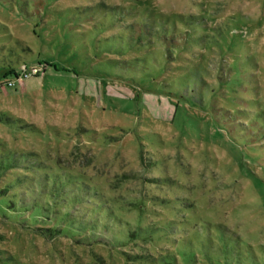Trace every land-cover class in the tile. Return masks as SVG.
I'll return each instance as SVG.
<instances>
[{"label": "rangeland", "instance_id": "rangeland-1", "mask_svg": "<svg viewBox=\"0 0 264 264\" xmlns=\"http://www.w3.org/2000/svg\"><path fill=\"white\" fill-rule=\"evenodd\" d=\"M13 156L0 191L71 174L111 217L47 237L26 193L0 264H264V0H0Z\"/></svg>", "mask_w": 264, "mask_h": 264}, {"label": "trees", "instance_id": "trees-1", "mask_svg": "<svg viewBox=\"0 0 264 264\" xmlns=\"http://www.w3.org/2000/svg\"><path fill=\"white\" fill-rule=\"evenodd\" d=\"M17 160H19L18 157H10V162L6 166H1L0 172L3 173L8 169H15V164L21 162H17ZM35 167L30 168L33 169ZM32 173L34 172L32 171ZM15 178L14 182H8L5 188L0 191L1 193L3 192L0 198L2 202L1 204L4 205L2 206L0 204L1 210L4 212H11L12 215L20 210L25 211L26 193L32 194V206L30 207L29 212L30 215L33 216V219H37L39 215H45V213H48L50 209L53 212V216L50 220H48V223H51V228L47 229L49 232V236L47 237L65 234L64 224L70 221V223H67L69 230H72V227L75 226V224L83 222L85 225H89L90 229L93 231L102 224L100 223L101 219H99L102 212L106 215V217H111V212L107 206H103L99 193H94L84 180H74L76 177L71 174L63 177L59 174L53 173L49 175L46 170L40 174V178L37 181L39 183V187L35 186L33 181L34 177H27V175L22 174L21 176H17ZM15 184H25L26 187H22L23 190L20 192H15V190L18 189L13 188L15 187ZM67 186L69 187L67 188ZM97 202L100 206L97 205ZM80 203L84 205H92L91 203H93L94 209H91V216L86 214L88 210L83 211L82 215L69 212V209L72 206ZM41 230L45 231L43 228H41Z\"/></svg>", "mask_w": 264, "mask_h": 264}, {"label": "built area", "instance_id": "built-area-1", "mask_svg": "<svg viewBox=\"0 0 264 264\" xmlns=\"http://www.w3.org/2000/svg\"><path fill=\"white\" fill-rule=\"evenodd\" d=\"M34 70V69H33ZM37 70H35V72H36Z\"/></svg>", "mask_w": 264, "mask_h": 264}]
</instances>
